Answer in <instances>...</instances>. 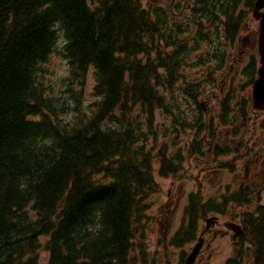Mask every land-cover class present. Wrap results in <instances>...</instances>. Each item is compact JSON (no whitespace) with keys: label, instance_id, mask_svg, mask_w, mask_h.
Instances as JSON below:
<instances>
[{"label":"trees","instance_id":"16d2710c","mask_svg":"<svg viewBox=\"0 0 264 264\" xmlns=\"http://www.w3.org/2000/svg\"><path fill=\"white\" fill-rule=\"evenodd\" d=\"M145 1L147 7L142 0H0V264H38L40 248L47 264L146 262L135 240L149 198L160 192L155 174L168 178L181 167L179 155L169 158L161 148L154 156L147 147L156 140L155 110L168 108L159 89L168 92L180 77L183 48L174 39L191 29L193 41L209 42L207 60L222 62L239 45L254 0H197L192 13L221 22L206 33L195 18L171 20L172 7L183 9L180 0ZM60 35L70 102L51 97L38 78ZM171 44L177 49L167 52ZM90 68L96 101L84 109ZM213 69L177 93L198 104L199 82ZM133 108L140 109L137 120L130 119ZM198 120L193 127L204 134L206 122ZM247 190L230 194L216 213L248 203ZM206 207L200 194L190 195L186 214L196 221ZM234 218L252 245L250 264H264V207ZM194 231L182 229L172 242L179 246Z\"/></svg>","mask_w":264,"mask_h":264},{"label":"rangeland","instance_id":"374dc122","mask_svg":"<svg viewBox=\"0 0 264 264\" xmlns=\"http://www.w3.org/2000/svg\"><path fill=\"white\" fill-rule=\"evenodd\" d=\"M196 1L180 0L179 5L183 9L177 10L172 7L174 12L172 11L169 15L171 20L183 25L187 22V18L188 20L191 17L195 18L198 23L202 22V30L205 33L208 30H214L215 25L221 27V22L210 21L211 16L208 14L196 11L192 13ZM177 2L178 0H174L172 4ZM142 5L147 7L148 2L142 0ZM239 9L242 10L243 5H240ZM220 19L222 20L221 17ZM237 39H241V43L235 45V49L229 50L231 55L225 56L222 62L213 60L212 57H210L211 60H207V52L211 50L209 42L207 39L193 41L191 29L177 33L176 41L174 39V42L176 44L179 42L183 48V50L180 49L181 73L176 85H172L168 92L164 88L159 89L167 101L166 106L169 110H155L153 131L156 140H150L147 147L154 149V156H157L161 148L172 159L179 155L181 170L174 178H159L155 174V181L160 192L149 198L146 217L142 221L140 234L135 240L142 242L141 246L145 248L147 254L145 264H182L205 227L204 219L210 217L218 218L211 226L209 233L205 235V242H211L210 249L205 251L203 248L201 259L196 264L250 263L247 254L246 260L239 258L238 248L233 244L239 239L223 226L225 223L240 224L239 220L234 218L239 213H251L258 207H264V111L254 113L250 102L252 82L249 80V68L252 62L251 56H256L257 39V23L251 16L246 20L245 29ZM176 44H171L167 52L177 49ZM62 45L60 35L56 49L41 66L38 78L51 97L70 102L73 86H70L68 79V65L62 52ZM212 69L214 71L210 72L211 75L208 74L210 81L206 82L207 75L204 81L199 82L201 96L211 89L215 90L210 97L198 101V104H204L203 120L207 121L208 118L216 120V116L220 113L219 105L226 96V94L224 97L221 95L222 91L230 93L233 88L234 98L230 102L231 110L235 109V113L233 112L235 117L238 114L240 116L245 114L246 122L242 125L237 119L234 125L223 126L216 120L214 121L216 142L213 140L204 142L205 136L210 138L211 131H205L203 134L202 130L193 127L195 120L199 117L198 104L189 108L187 104L183 106L186 100L176 90L179 86L190 83L191 80L200 81L205 73ZM93 87L94 70L90 68L82 91L81 106H84V109L87 107L90 109L89 107L96 101ZM74 88L77 90L76 87ZM178 98L182 99V103L173 105ZM238 106H245V108L238 109ZM139 115L140 109L133 108L130 119L137 120ZM60 118L68 120L69 115L65 114ZM231 118L228 117V119ZM235 132L237 133L234 134ZM155 166L157 170V165ZM97 180L106 181L103 176H98ZM244 188L251 193L248 203L242 206L232 205L233 210L225 209L223 214L216 213L221 201L224 203L230 194H235ZM196 193L200 194L203 204L207 206V212L204 217L195 221L186 214V208L190 195ZM191 226L195 229L192 239L181 243L180 246H175L172 238L178 231L186 230ZM214 233L216 234L213 237ZM40 242L43 244L45 240L42 238ZM249 245L251 244L245 243L242 249L246 250ZM38 260V264H47L48 254L42 248L38 250ZM136 264H144V262Z\"/></svg>","mask_w":264,"mask_h":264},{"label":"water","instance_id":"95a60500","mask_svg":"<svg viewBox=\"0 0 264 264\" xmlns=\"http://www.w3.org/2000/svg\"><path fill=\"white\" fill-rule=\"evenodd\" d=\"M251 18L258 24L256 48L259 64L256 71V78L252 83L251 104L254 111L261 112L264 110V0H254ZM213 220L214 218L206 219V227H208ZM224 227L236 234L241 233L239 225L226 223ZM202 242L203 240L200 238L184 264H193Z\"/></svg>","mask_w":264,"mask_h":264},{"label":"flooded vegetation","instance_id":"af4514ba","mask_svg":"<svg viewBox=\"0 0 264 264\" xmlns=\"http://www.w3.org/2000/svg\"><path fill=\"white\" fill-rule=\"evenodd\" d=\"M251 57H254V56H251ZM232 93H233V88H232V92H230V93H227V92H225L224 93V90L222 91V93H221V95L224 97V95L226 94V96L223 98V102L219 105L220 107H219V109L220 110H226L227 111V113H228V111H229V107H230V102H231V100H232ZM212 94H210V95H206V93L203 95V96H201L200 98H199V100H203V99H205V98H207V97H210ZM198 100V101H199ZM225 103H227V105H225L224 106V104ZM187 108H189L190 106H196L195 104H192V103H190V102H188L187 101ZM203 103H199L197 106H200L201 108H202V111L201 112H199V115H202L203 114V111H205L204 110V108H203ZM197 111V110H196ZM199 111V110H198ZM216 118H217V116H216ZM228 121H227V123H226V126H228V125H230V124H232L233 123V120H234V118H231V119H227ZM208 121H210L211 122V124H212V126H213V130H212V133H213V135L211 136V138H208V136H205L204 137V142H208V141H210V140H213V142H216V140L214 139L215 137H216V133H215V125L213 124L214 123V121H212V119H210V118H208L207 119V123H208ZM230 122V123H229ZM206 128H208V125L206 126ZM205 131H207V130H205ZM196 153L198 152V151H195ZM169 157H170V155H169ZM209 229L205 232V235H207L208 233H209ZM217 234H220V232H216ZM216 233H214L213 234V237H214V235L216 234ZM205 235H204V237H205ZM237 239H239V241H235V242H233V244L238 248V251H239V253H240V256H239V258L240 259H245L246 260V258H245V256H246V254H247V257H248V259H250V247H248V248H246V250H243L242 249V247L244 246V239L242 238V236H235ZM204 244H205V248H204V250L205 251H207L208 249H210V244L209 243H207L206 244V242H204ZM202 251L203 250H201L200 252H198V254H197V257H196V260H195V264H196V262L198 261V260H200L201 259V256H202ZM208 257H210V256H208ZM237 263H238V260L236 261Z\"/></svg>","mask_w":264,"mask_h":264},{"label":"bare ground","instance_id":"6f19581e","mask_svg":"<svg viewBox=\"0 0 264 264\" xmlns=\"http://www.w3.org/2000/svg\"><path fill=\"white\" fill-rule=\"evenodd\" d=\"M110 180V179H109Z\"/></svg>","mask_w":264,"mask_h":264}]
</instances>
